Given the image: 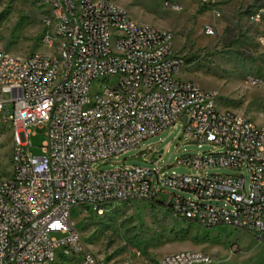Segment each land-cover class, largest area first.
<instances>
[{
  "label": "built area",
  "instance_id": "obj_1",
  "mask_svg": "<svg viewBox=\"0 0 264 264\" xmlns=\"http://www.w3.org/2000/svg\"><path fill=\"white\" fill-rule=\"evenodd\" d=\"M164 5L181 9L176 0ZM45 6L41 42L50 52L18 57L0 47V136L9 133L12 151L8 165L0 164V264H101L74 229L70 210L135 202H163L178 222L229 226L264 244V127L219 109L215 91L184 81L185 60L171 33L134 21L112 0H45ZM248 21L260 29L264 70V8ZM202 29L208 37L216 33L210 24ZM177 123L189 141L218 148L177 160L196 174L92 168ZM31 127L45 129L39 156L29 152ZM218 168L233 173L206 174ZM155 264L214 260L185 250Z\"/></svg>",
  "mask_w": 264,
  "mask_h": 264
},
{
  "label": "rangeland",
  "instance_id": "obj_2",
  "mask_svg": "<svg viewBox=\"0 0 264 264\" xmlns=\"http://www.w3.org/2000/svg\"><path fill=\"white\" fill-rule=\"evenodd\" d=\"M112 1L123 7L134 21L171 33L174 49L185 60L181 73L184 81L215 91L219 96V109L264 127V70L256 43L260 29L248 21L251 12L264 8V0H217L212 6L198 0H176L181 8L178 12L165 8V0ZM45 8V0H0V47L18 57L50 52L41 42ZM205 24L212 25L214 36L203 34ZM252 76L259 78L256 86L249 83ZM96 89L97 85H93L92 92ZM2 127L0 124V130ZM30 132L29 152L39 156L45 129L31 127ZM211 152H218V148L189 141L177 123L145 139L139 147L98 161L92 168L102 171L122 165L160 168V177L196 174L194 169L178 165L177 160ZM11 153L10 135L4 131L0 136L2 166L8 165L6 159ZM232 173L221 168L206 172ZM242 175L247 190L249 175L245 172ZM166 191L183 195L178 191ZM70 218L86 248L97 257L103 256L116 263L127 250L136 257L148 258L151 264L167 254L196 250L211 256L214 264H264V244L247 233L225 225L208 229L178 222L158 203L135 202L106 207L100 212L74 207L70 210ZM56 237L63 236L56 234Z\"/></svg>",
  "mask_w": 264,
  "mask_h": 264
},
{
  "label": "crops",
  "instance_id": "obj_3",
  "mask_svg": "<svg viewBox=\"0 0 264 264\" xmlns=\"http://www.w3.org/2000/svg\"><path fill=\"white\" fill-rule=\"evenodd\" d=\"M180 251H185V250H180ZM189 251H193V250H189ZM98 259L100 260L101 264H151L148 258L136 257V256L132 255L128 250L123 252V254L118 258L117 263L115 261H108L103 256L102 257L98 256ZM157 260H159V259H157ZM157 260L153 264H155L157 262Z\"/></svg>",
  "mask_w": 264,
  "mask_h": 264
},
{
  "label": "trees",
  "instance_id": "obj_4",
  "mask_svg": "<svg viewBox=\"0 0 264 264\" xmlns=\"http://www.w3.org/2000/svg\"><path fill=\"white\" fill-rule=\"evenodd\" d=\"M154 202H155V201H154ZM155 203H158V204H161V205L163 204V202H158V201H156Z\"/></svg>",
  "mask_w": 264,
  "mask_h": 264
},
{
  "label": "water",
  "instance_id": "obj_5",
  "mask_svg": "<svg viewBox=\"0 0 264 264\" xmlns=\"http://www.w3.org/2000/svg\"><path fill=\"white\" fill-rule=\"evenodd\" d=\"M5 112H7V109L5 108V110H4ZM167 168H170V166H168Z\"/></svg>",
  "mask_w": 264,
  "mask_h": 264
}]
</instances>
